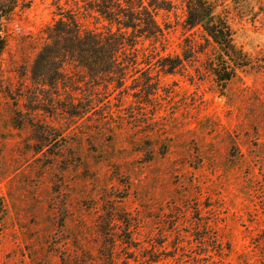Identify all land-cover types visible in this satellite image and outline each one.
Masks as SVG:
<instances>
[{
    "label": "rangeland",
    "instance_id": "374dc122",
    "mask_svg": "<svg viewBox=\"0 0 264 264\" xmlns=\"http://www.w3.org/2000/svg\"><path fill=\"white\" fill-rule=\"evenodd\" d=\"M143 4L164 37L139 38L127 89L32 80L61 16L106 31L84 2L20 1L7 22L0 264H264V0L225 3L251 58L225 89L204 69L212 43L186 25L185 4ZM157 53L191 57L163 73ZM148 68L158 89H140Z\"/></svg>",
    "mask_w": 264,
    "mask_h": 264
},
{
    "label": "trees",
    "instance_id": "16d2710c",
    "mask_svg": "<svg viewBox=\"0 0 264 264\" xmlns=\"http://www.w3.org/2000/svg\"><path fill=\"white\" fill-rule=\"evenodd\" d=\"M20 1L25 0H0L1 88L4 87L1 58L7 47V22ZM80 1L84 2L90 16L108 22L106 31L84 30L75 14L61 16L46 29L45 36L41 37L43 48L29 66L35 86H69L71 89H109L112 86L113 89H127L125 82L129 69L134 73L141 70L137 69L138 56L143 51L137 47L139 38L144 37L153 43H161L164 37L163 29L156 23L143 0ZM181 1L186 8V25L201 27L207 42L212 43L204 69L213 76V80L221 89H225L240 69L251 65L249 55L236 44L229 8L225 5L227 0ZM113 25L116 26L115 30ZM156 55L159 56L156 67L158 72L163 73H175L183 67L184 61L191 57H182L179 54ZM142 58L147 59L145 53H142ZM67 64L73 66V71H68L69 67L65 66ZM259 66L263 68L264 65ZM149 68L144 71L145 79L140 89H158V79L154 83L150 82L152 77ZM69 74L73 75L74 80L68 81ZM3 215L4 207L0 198V240Z\"/></svg>",
    "mask_w": 264,
    "mask_h": 264
}]
</instances>
